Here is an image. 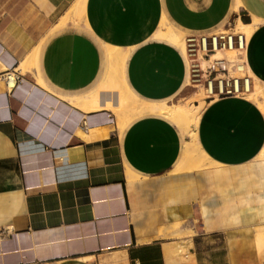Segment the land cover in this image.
Listing matches in <instances>:
<instances>
[{
    "label": "crops",
    "instance_id": "crops-1",
    "mask_svg": "<svg viewBox=\"0 0 264 264\" xmlns=\"http://www.w3.org/2000/svg\"><path fill=\"white\" fill-rule=\"evenodd\" d=\"M77 1L0 0V264H264L255 100L208 101L197 143L218 165L180 170L186 137L171 118L145 113L121 133L104 106L116 89L101 108L75 104L108 80L109 44L128 50L125 81L141 100L185 88L187 52L155 36L162 20L185 39L258 19L246 57L264 82V0H85L80 19L63 22ZM9 69L20 76L12 89Z\"/></svg>",
    "mask_w": 264,
    "mask_h": 264
},
{
    "label": "bare ground",
    "instance_id": "bare-ground-1",
    "mask_svg": "<svg viewBox=\"0 0 264 264\" xmlns=\"http://www.w3.org/2000/svg\"><path fill=\"white\" fill-rule=\"evenodd\" d=\"M85 0H78L77 5L74 10L65 18H63V22L69 18H72L74 21H78L81 17V10L84 6ZM239 5L236 7V12L239 10ZM66 22V21H65ZM258 19L254 18L250 22L244 21L240 16H236V18L232 19V26L238 32H242L246 35L247 40L249 39L251 33L255 29L256 23ZM235 30V31H236ZM155 36L161 38H167L173 41L175 45L180 47L184 52H187V43L186 39H180L171 31L169 25L162 20ZM109 46V54L111 59L112 71L106 82L101 86L99 91L91 94L89 97L83 98L81 100H75V104H79L80 107L85 109L90 108H101L103 106V90L106 89H116L118 92V100L114 102L113 100H109L104 104V106L112 109L116 115L118 130L121 132L124 127L135 117L139 115H143L145 113H159L163 114L172 120H174L189 136L190 139L185 140L184 147V155L192 156L193 162L199 167H210L214 165H218L216 162L211 161L207 158L206 154L199 147L197 143V125L199 123L201 112L205 108L206 104L203 100V88L199 90V101L198 103H194L193 101L181 102V101H168L163 103H149L138 98L128 87L125 76H124V67L126 58L128 56V50L122 47L113 46L111 44ZM227 54L231 60L234 58L236 50L235 49H226L221 50L218 49L214 52L209 59H205L208 63H214L216 59L221 58L223 55ZM188 56V52H187ZM189 57V56H188ZM26 62H22L19 67L23 70L26 67ZM248 63L246 65L240 64L238 67L243 74L246 75V90L239 92L242 95L245 93L247 97L254 98L258 105L264 110V82H262L257 76L253 74L250 67H248ZM21 70V71H22ZM25 71V70H24ZM236 77V88L239 89V74H234ZM251 78L254 79V86L251 82ZM11 85L15 83V80L12 79ZM191 81L188 82L190 85ZM212 87V84L210 85ZM252 87V88H250ZM198 90V89H197ZM111 91H109L110 93ZM185 93V92H183ZM237 93V95L239 94ZM107 94V93H106ZM181 94V93H180ZM112 95V94H111ZM107 97V96H106ZM179 97V96H178ZM218 97V95L216 96ZM215 97V98H216ZM105 98V97H104ZM116 99V98H115ZM72 102V101H71ZM74 102V101H73ZM74 104V103H73ZM79 107V106H78ZM83 109V110H85ZM122 133V132H121ZM195 152V154L193 153ZM189 156V157H190ZM264 160V148L258 155V158ZM190 163V162H189ZM192 164V163H191ZM194 165V167L196 166ZM126 173L128 176L133 175L130 169L126 168ZM130 179V178H129ZM254 228L258 231L257 236L259 239L258 248L260 251L264 250V222H258L254 224Z\"/></svg>",
    "mask_w": 264,
    "mask_h": 264
},
{
    "label": "built area",
    "instance_id": "built-area-1",
    "mask_svg": "<svg viewBox=\"0 0 264 264\" xmlns=\"http://www.w3.org/2000/svg\"><path fill=\"white\" fill-rule=\"evenodd\" d=\"M228 22H232L230 18ZM194 33L195 32H192L191 35L186 37L187 52L190 60L194 61L198 59V61L192 62V69L204 70L202 75H204L207 81L206 89L208 91V96L232 95L237 92L245 91L246 75L239 74V89H237L236 77L231 74L230 71L233 68L241 72L238 66L248 63L246 57L248 40L246 35L242 32L229 29L217 30L201 35H196ZM218 49H235L236 53L232 60L224 54L221 58L216 59L214 63H209L204 67L199 61V58L209 59ZM195 74H201V72ZM19 77V72L16 69H9L3 73V78L9 89L15 86ZM242 78L244 79L243 82L240 81ZM12 79L15 80L13 85H11L10 82ZM211 84L212 87L210 86ZM241 84H243V89H241Z\"/></svg>",
    "mask_w": 264,
    "mask_h": 264
},
{
    "label": "rangeland",
    "instance_id": "rangeland-1",
    "mask_svg": "<svg viewBox=\"0 0 264 264\" xmlns=\"http://www.w3.org/2000/svg\"><path fill=\"white\" fill-rule=\"evenodd\" d=\"M236 16H239V15H236ZM236 16L234 17L233 16V21H234V19L236 18ZM242 18H243V20L244 21H246L247 19H248V17L247 16H242ZM232 19L230 18V20L232 21ZM248 22V21H247ZM250 22V21H249ZM234 26V25H233ZM233 26H232V22H226V23H224V24H222V25H219V26H217V27H214V28H212V29H209V30H205V31H201V32H195L194 34H196V35H201V34H208V33H210V32H214V31H217V30H223V29H229V30H236V29H234L233 28ZM237 31V30H236ZM184 34H185V39H186V37L188 36V35H191V32H189V31H185L184 32ZM225 54V53H224ZM225 55H227V54H225ZM188 57V56H187ZM188 59H189V57H188ZM196 61H198V59H196V60H194V61H192V60H190L189 59V74H190V81H191V83H190V85H187V86H185V88H183L179 93H177L176 95H174V96H172L171 98H170V101H181V102H187V103H189L190 101H193L194 103H198V101H199V99H200V97H199V90L201 89V88H203V91H204V94H203V100H204V103L206 104V102H208V101H210L212 98H215L217 95H215V97H212V96H208V91H207V89H206V86H207V81H206V79H205V77H204V75H202V72H204V70L203 69H198V70H194V69H192V62H196ZM199 61L201 62V64L204 66V67H206V65L207 64H209L206 60H205V58H199ZM197 72H201V74H195V73H197ZM231 74H243L242 72H239L238 70H236V69H231ZM197 78H200V79H197ZM241 82H243L244 81V79L242 78L241 80H240ZM251 82H252V84H253V78H251ZM254 86V85H253ZM244 87H243V84H241V89H243ZM250 88H252V87H250ZM198 89V90H197ZM183 92H185V93H183ZM181 93V94H180ZM237 93H239V92H237ZM237 93H236V95H237ZM239 96H243L241 93H239L238 94ZM244 95L245 96H247V94H245L244 93ZM179 96V97H178ZM219 97V96H218ZM251 99H253V100H255L254 98H251ZM250 99V100H251ZM184 131V130H183ZM184 133H185V137H186V139H190V136H189V133H188V135H187V133L184 131ZM194 154H195V152H193ZM190 154L189 155H187V157H186V155H181V158H180V162H179V165H178V167L176 166V170H180V169H194V168H204V167H199V166H197L194 162H193V160H192V156H190ZM190 162V163H189ZM192 163V164H191ZM194 165H196L195 167H194ZM257 236H259V235H257ZM257 243L259 244V239H258V237H257ZM263 251V250H262ZM263 263H264V257H263Z\"/></svg>",
    "mask_w": 264,
    "mask_h": 264
}]
</instances>
